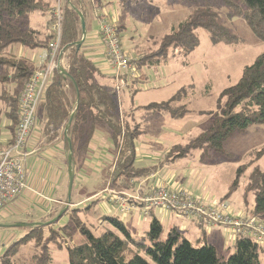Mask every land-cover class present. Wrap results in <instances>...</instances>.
<instances>
[{"label":"trees","instance_id":"16d2710c","mask_svg":"<svg viewBox=\"0 0 264 264\" xmlns=\"http://www.w3.org/2000/svg\"><path fill=\"white\" fill-rule=\"evenodd\" d=\"M231 1L226 0L234 7L235 15L242 16L254 35L264 40V0H239L242 7L234 0ZM75 9L83 14L86 22L85 1H66L62 8L59 45L66 59L67 74L55 70L50 76L38 108L40 131L48 143L61 139L66 152L69 151L68 140L70 141L73 165L74 152L79 147L77 144L82 143L80 149L87 151L96 128H107L110 131L111 145L117 152L114 168L116 186L128 189L131 187L129 180L143 172L134 165L137 133L128 121L134 116L126 111L120 112L113 88L114 77H107L102 73L96 63L83 52V44L79 48L76 47L81 35V26ZM36 11L46 14L50 7L45 0H0V102L4 104L5 110L2 113L8 119V129L12 135L19 121L18 92L23 89L35 68L29 65L25 58L14 54L11 47L18 45L27 49H47L49 43L55 39L52 18L48 19L45 25L38 27L26 21ZM96 17L100 18L99 15ZM215 17L211 8H198L171 26L169 32L160 38L157 50L131 58L135 73L139 72V69H143V73L132 77L127 72L122 74L127 82L126 87L132 93L138 90L136 83L147 79L150 68L167 63L166 57L170 48L184 56L191 52L198 45V37L194 32L197 27L218 33L211 37L214 43L236 41L237 36L232 34L227 26L215 25ZM115 25L125 50L120 36L123 26L120 27L118 23ZM182 91L166 101L152 102L141 106L143 108L140 109L161 111L172 118H180L188 112L186 104L180 101L181 105H177L176 100ZM174 103L179 106L177 109L173 108ZM121 113L123 119H120ZM70 114L72 118L65 134L64 128ZM256 123L264 124V52L243 68L235 84L221 91L217 111L210 126L200 134L192 136L182 147L179 156L192 149L220 152L225 139L231 133ZM241 172V169L236 171L230 191L237 186ZM248 187L254 190L253 215H264L263 170L254 168L248 177ZM70 219L75 229L85 238V243L68 249L67 264H261L259 253L264 249V243L254 240L249 234L235 235L231 231L236 236L235 244L232 253L224 259L211 244L196 243L194 246L176 227L171 228L166 238L162 239L163 228L156 218L151 220L145 235L139 237L133 236L118 217L107 214L101 217L103 231L97 235L77 218ZM253 223L264 226L257 219H254ZM44 227L45 225L41 224L25 227L27 231L23 235L5 246L0 254V264H16L13 258L18 248L32 240L39 244ZM43 250H46V247ZM41 254L45 255L41 257L44 260L39 259L35 264H53L48 255L49 251H42Z\"/></svg>","mask_w":264,"mask_h":264},{"label":"rangeland","instance_id":"374dc122","mask_svg":"<svg viewBox=\"0 0 264 264\" xmlns=\"http://www.w3.org/2000/svg\"><path fill=\"white\" fill-rule=\"evenodd\" d=\"M164 1L132 0L129 3H125L128 5L127 9L133 13L130 19L131 25L127 23L126 28L129 29L130 35H137L134 36L135 38L133 40L136 46L131 47L135 48V50L130 51L127 41L125 40L123 42V47L130 59L138 56V54H149L157 50L162 39L161 37L169 32V28L176 25L180 20L198 8H211L212 13L216 15L214 18L215 25L227 26L230 32L237 36V39L234 42L219 41L214 43L211 37L218 33L208 31L203 27H197L194 29V32L198 37V45L191 52L184 56L170 48L168 50L170 51L168 52V57H166L167 63L156 68H150V75H153V77H148L147 83L145 81L136 83L138 90H135V102L140 104L163 102L173 92L177 93L183 90L179 93L180 95H178L176 101L177 105H181V103L186 104L188 112L179 119L171 118L167 120L168 127L173 130L171 132H180L181 137H175L174 141L168 139L170 142L166 145L160 143L162 141L160 136H166L168 131L164 126H161L162 123H166V120L161 118L162 115L157 117L155 113L157 111L140 109L143 108L141 106L123 109V113L126 111L134 116L133 119L129 118L128 121L131 128L137 133V146L141 145L142 141L139 138L142 137L147 148L152 146L154 151L158 149L161 152L160 156L165 160V165L168 164L175 169L178 168L177 173L179 174L185 171L183 176L184 185L177 179L178 184L171 185L174 189L189 190L196 197L202 196L203 194L201 193L205 191L207 193L224 194L223 190L227 189L224 196L209 200V203H227L230 214L234 218H240V221L247 219L253 221L257 219L264 224V215L257 217L253 215L254 190L248 187V177L254 168L257 167L264 171V124H251L244 129L234 131L225 139L222 151L220 152L192 149L187 154L179 156V152L187 144L190 136H196L210 126L214 118V113L217 111V101L221 91L235 84L240 78L243 68L250 65L259 54L264 52V40L254 35L243 17L236 16L234 7L229 5L226 0H193L192 2L191 0H174V5ZM234 1L238 5H241L239 0ZM45 2L50 7L52 13L53 9L60 6V4L61 6L65 5V0H45ZM90 5L92 6L90 8L96 9V4H94L93 0L90 1ZM50 11L46 14L38 11L33 12L26 21L34 27L45 25L48 19H51L53 16V14H50ZM172 12L173 14H171ZM134 15L137 17H134ZM112 21L116 24L118 23V21ZM90 24L92 26L91 29L89 28ZM85 28L86 32L91 30L89 33H96L99 29L97 19L91 13L88 19V25ZM137 28L141 29L142 34L138 32ZM138 33L141 34V37L143 36V39L138 37ZM130 44L132 45V43ZM84 46L85 44L82 45V49ZM11 49L18 57L25 59L31 57V52L27 54L24 51L27 48L15 45ZM35 50L36 52H40L42 49L36 48ZM63 63L66 64V59L63 60ZM138 73H143V69H139V72L137 71L136 74ZM18 93L20 96L21 91ZM172 105L174 109L179 107L175 103ZM4 110V104L0 102V139L5 134L11 135V131L8 129V119L2 113ZM120 119H123L122 113ZM98 127L105 129L110 134L107 128L102 126ZM5 143L0 140V146L5 145ZM81 144H77L79 147L74 152V176L75 171L77 170L81 173L84 164L88 162L86 159L87 156L85 158L86 154L84 150L82 151L80 149L82 147ZM147 148L143 150L145 151ZM104 150L105 154L108 152L106 157L109 163V176L106 178V174L104 178H97L96 180L82 178L84 181L81 183L76 182V188H74L75 197L78 196L79 190H77V187H81V195L84 196L102 181L104 183L105 180L104 188L96 195H99V197L95 198L93 196L85 199L86 201L81 202L80 205H75L66 199L64 202L57 204L56 209H53L39 221V223H42L41 225H45L41 230L42 238L39 244H36L32 240L20 246L17 254L13 258L16 264L38 263L39 259L44 260V258H41L42 255L45 256L41 254L42 251H49L48 255H50L53 264H67L68 249L85 243V238L75 229L71 222V217L77 218L94 235L100 234L103 231V221L101 219L103 215L107 214L121 218L117 213H113L112 209L114 210L115 208L109 202L112 191L118 192V189H120L116 186L114 171L117 152L112 146L109 148L104 147ZM140 150V148H137V155ZM154 151L152 150L151 153ZM64 153L67 161L69 151L66 152L64 150ZM71 154L73 156V153ZM94 166L97 167L96 165ZM238 169H241L242 172L238 177L237 186L230 191V186L236 177V171ZM130 183H132V180H130ZM134 190H130L129 187L127 190L120 191ZM72 198L71 200H74V197ZM101 199L102 201L104 199L106 207H103L104 204L101 202ZM233 201L240 203L241 207L236 209L238 206L235 207ZM19 210L22 209H19L18 206L17 208L15 206L14 208L7 209L1 214V218L14 214L3 219L0 224H8L16 220H18L17 222L19 220L20 222H27L29 218L26 215L27 210L23 209L21 211L22 214H20ZM60 213L61 215L56 220H53ZM132 213L133 210L128 212V214ZM138 214L136 217L141 220L137 223L140 226L138 227L139 230L144 226H146L144 230H148V221L152 220L153 217L151 215H142L140 211ZM182 217L187 216L182 215ZM188 218H191L196 225V220L190 216ZM25 227L27 226H0V232L13 234V236L10 235L11 240L7 242V245H9L15 238L14 235L20 237L27 231ZM52 228L55 230H52ZM226 228L232 231L230 226ZM139 230L137 229V232ZM144 235L145 233L143 231L142 236ZM166 236L167 233L162 230V239H165ZM234 237L236 236L234 235ZM191 242L196 246L194 241ZM45 247L47 251L43 250ZM3 249V247L0 248V253ZM230 254L225 251L223 253L224 259ZM259 254L261 256L262 253ZM261 264H264V259H262Z\"/></svg>","mask_w":264,"mask_h":264},{"label":"crops","instance_id":"0c3cea01","mask_svg":"<svg viewBox=\"0 0 264 264\" xmlns=\"http://www.w3.org/2000/svg\"><path fill=\"white\" fill-rule=\"evenodd\" d=\"M87 5V13H86V25H88V19L90 16V13L93 14V16L97 19V15L104 14L108 18L118 21V25L123 28L120 29V36L122 43L126 40L129 46V50H135V48H131L132 46L135 47L136 43H133L134 36L136 35H130L129 29L126 28L127 23L131 25L130 19L133 13L128 8V5L125 3H129L132 0H93L94 4H96V9L90 8V1L91 0H84ZM137 1V0H136ZM164 1V0H161ZM169 1V2H168ZM167 3H171L174 5V0H167L164 1ZM125 4V5H124ZM124 5V6H123ZM92 7V6H91ZM168 14H170L168 12ZM173 14V12L171 13ZM134 17H137L134 15ZM136 22V21H135ZM89 28L91 29V24L89 25ZM99 28V25H98ZM138 32L142 34V31L140 28H137ZM99 31V29H98ZM98 31L96 33H89L86 32V38L83 42L85 46L83 47V52L90 57L96 65L100 68L102 73L104 75L114 77L110 74L108 65L105 61L104 56V50L103 45L101 43V40L98 36ZM138 33V37H141V34ZM137 36V35H136ZM143 39V36L141 37ZM132 43V45L130 44ZM27 50V51H26ZM45 49H42L40 52H36L35 49H25L24 51L29 54L31 52V57L26 59L28 63L36 68L41 63V57ZM147 79L145 82L147 83L148 79L153 77V75H150V70L147 73ZM149 77V78H148ZM159 78V77H158ZM105 80L102 82L104 83ZM144 81V80H143ZM111 81L108 79V83ZM127 90V91H126ZM129 88L125 87L123 90L119 92V95H116L118 104H119V110L122 111L123 109L127 108H136L137 106H144L149 103L140 104L135 102V96L136 93L129 92ZM175 92L172 93L174 95ZM171 95V96H172ZM170 96V97H171ZM169 97V98H170ZM168 98V99H169ZM167 100V99H166ZM158 116H161L163 120H166V123H162L161 126H164L168 131L166 133V136H160L162 138V141L160 143L169 144V140L171 139L174 141L175 137H181V133H172L169 127L167 120H170L172 117H170L168 114H165L164 112L157 111L155 112ZM170 117V118H169ZM173 119H179V118H173ZM160 126V127H161ZM171 133V134H170ZM12 134L8 135L5 134L1 136V141L3 143H8L11 138ZM173 137V138H172ZM192 136L189 137V139ZM169 139V140H168ZM139 140L142 141L141 145H138L136 147L140 148V152L138 155H136V159L134 162L135 168L142 169L143 172L132 177L130 180H132L130 190H134L137 187V180L143 179L144 184L141 187L142 192H146L149 190L151 185H155V183L166 185H172V184H178L177 179L181 184L184 185V179L183 176L185 174V171L182 173H177L178 168L175 169L173 166L166 164L165 160L160 156L161 152L158 149H152L151 147L145 146V141L142 137L139 138ZM106 142V143H105ZM5 143V144H6ZM147 144V143H146ZM111 145L110 140V134L105 131V129L97 127L89 144L87 151L84 152L85 158L87 156L88 162L84 164L83 170L81 173H79L77 170L75 171L74 181H73V187L71 190V195L68 199V164L65 159V153L63 148V143L60 140H55L51 143L46 142L44 139V136L42 135V132L40 131V124H38V128L36 131L32 133V135L29 138L28 145H27V156L25 159V166L27 170V176H28V189H25L18 197L13 199L8 205H6L3 209L0 210V216L3 214L7 209L14 208L18 206L19 209H26L27 210V217L28 221L30 223L33 222H39L46 214H49L53 209H56L57 204H60L64 202V200H70L75 205H80L81 202L86 201L85 199H88L90 197H95L98 193L102 191L104 188V183H100L97 187L93 188L91 191L88 192V194L82 196L81 195V187H77L78 196L75 197L74 195V188H76L75 184L76 182H83L84 180L82 178H85L86 180H96L97 178H104L107 174L106 178L109 176V163L107 160V154H105L104 147L109 148ZM147 148L145 151L143 149ZM154 151L151 153V151ZM75 164H73L74 167ZM96 165L97 167H95ZM171 167V168H170ZM173 168V169H172ZM185 169V168H184ZM176 170V171H175ZM79 179V180H78ZM81 179V181H80ZM103 184V186H102ZM188 187V186H187ZM118 190H127V189H118ZM227 189L223 190L224 194ZM192 193V192H191ZM218 193V192H217ZM203 194L202 198L210 202L209 200L218 199L224 194H215V193H207L206 191ZM72 197H74V200ZM95 198H93L95 200ZM93 200V202H94ZM101 202L105 206L104 199ZM234 206H238L236 209H239L241 207L240 203H237V201H233ZM254 206V204H253ZM15 210V209H14ZM22 210L20 211V214H22ZM113 213H117L121 218H119L123 224L126 226V228L130 231V233L135 236L139 237L142 236L143 231L146 233V230L144 226L142 229L139 230L137 225L138 221L140 222L136 215L139 213L138 210H133L132 214H120L116 209H112ZM17 213V212H16ZM14 214V213H13ZM10 214V215H13ZM6 217H0V222L7 218ZM139 215V214H138ZM149 215L151 217L156 218L162 225L163 230L165 233H167L171 228L176 227L179 232L188 239L190 242L194 241L195 243H200L199 245L203 243L211 244L215 247L217 252L224 256L223 253H232L233 246L235 244V237L231 233L229 228L226 227H206V226H200L198 224H194L193 220L188 217H182V215L165 211L160 208H152L149 212ZM191 219V220H190ZM18 220L14 222H10L8 224H3L0 226L2 227H8V226H17L16 223ZM145 221V220H143ZM148 226L151 222V220L148 221ZM145 224V223H144ZM147 226V228H148ZM137 229L139 232H137ZM10 235L13 236L11 233H1L0 232V248L7 245V242L11 240ZM14 241L17 239V235H14ZM224 249V251H223ZM4 250V249H3ZM3 252V251H2ZM1 252V253H2ZM0 253V254H1ZM261 256L259 254V260L260 263L262 259H264V249L260 251Z\"/></svg>","mask_w":264,"mask_h":264},{"label":"built area","instance_id":"2783aa9c","mask_svg":"<svg viewBox=\"0 0 264 264\" xmlns=\"http://www.w3.org/2000/svg\"><path fill=\"white\" fill-rule=\"evenodd\" d=\"M66 1L68 0H65V4ZM62 7L64 5L60 4L52 13L55 39L44 50L41 63L21 90L18 99L19 121L14 134L8 143L0 146V210L29 187L25 159L29 138L38 128L39 104L52 73L55 70H67L63 63V49L59 45ZM99 16L98 36L103 45L106 64L110 74L114 76V91L119 94L127 85L122 74L127 72L132 77L136 73L130 57L122 48L115 23L104 14ZM143 184L144 180L139 179L134 191L113 190L110 204L121 214L139 210L142 215H149L152 208H160L190 216L200 226H230L235 235L249 234L254 240L264 243V226L254 225L250 219L240 221V218H234L227 203H208L201 197L194 196L189 190L174 189L165 183H155L144 193L141 191Z\"/></svg>","mask_w":264,"mask_h":264},{"label":"water","instance_id":"95a60500","mask_svg":"<svg viewBox=\"0 0 264 264\" xmlns=\"http://www.w3.org/2000/svg\"><path fill=\"white\" fill-rule=\"evenodd\" d=\"M79 19H80V26H81V38L76 42V47L79 48L81 47V45L83 44L85 38H86V28H85V19L83 14L78 10L75 9ZM60 72L63 74H67V72L65 70L60 69ZM72 118V114H70L69 119L67 124L65 125L64 128V133L66 134V131L68 129V126L70 124ZM68 144H69V153L67 155V164H68V199L71 195V190L73 187V180H74V170H73V165H72V152H71V145H70V141L68 140ZM61 215V213L53 220H56L59 216ZM42 223L39 222H33V223H27V222H19L16 223L17 226H27V227H31V226H35V225H39Z\"/></svg>","mask_w":264,"mask_h":264}]
</instances>
